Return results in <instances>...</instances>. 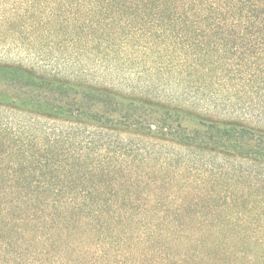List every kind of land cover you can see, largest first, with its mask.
Returning <instances> with one entry per match:
<instances>
[{"label":"trees","instance_id":"trees-1","mask_svg":"<svg viewBox=\"0 0 264 264\" xmlns=\"http://www.w3.org/2000/svg\"><path fill=\"white\" fill-rule=\"evenodd\" d=\"M68 2L52 32L155 92L0 62L26 116L0 122V264H264V128L192 107L234 68L264 112V0Z\"/></svg>","mask_w":264,"mask_h":264},{"label":"rangeland","instance_id":"rangeland-1","mask_svg":"<svg viewBox=\"0 0 264 264\" xmlns=\"http://www.w3.org/2000/svg\"><path fill=\"white\" fill-rule=\"evenodd\" d=\"M62 2H64L62 5L65 9L64 13L57 16L60 14L56 11L57 6L60 5L57 0L58 5L54 0H0V62L18 63L43 74L105 84L123 91L132 90L148 94L154 91L145 89L146 77L137 73L135 69L122 66L123 69L118 70L111 66L104 70L99 57H91L85 51L75 52L77 46L83 49L84 34L80 35L79 43L72 45L68 40L70 36L66 35L65 40H62L63 35L58 37L57 33H53L52 29L57 20L61 19L66 24L72 22L70 3L68 0ZM84 7L81 4V10ZM237 73L234 68L228 71L221 70L212 79L218 82L210 87L216 94L214 101L209 103L196 99L192 107L212 118L234 120L247 126L264 128L263 111L262 114L257 109L245 111V85L237 77H233ZM139 76L141 77L138 78ZM165 87L168 86L157 87L160 97H163L162 94L172 92ZM24 118L26 116L22 114L0 112V122ZM164 148L162 152L167 150V147ZM149 164H156L155 159L150 160ZM172 201L169 198L164 203L168 205ZM159 211L165 213L164 209ZM181 214H193V212L183 209Z\"/></svg>","mask_w":264,"mask_h":264}]
</instances>
